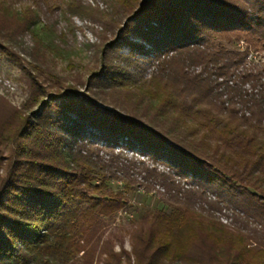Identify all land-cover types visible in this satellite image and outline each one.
Instances as JSON below:
<instances>
[{"label":"trees","instance_id":"obj_1","mask_svg":"<svg viewBox=\"0 0 264 264\" xmlns=\"http://www.w3.org/2000/svg\"><path fill=\"white\" fill-rule=\"evenodd\" d=\"M74 9L75 0H0V55L29 91L0 135L9 149L0 264H264V70L241 64L230 45L264 43V0H141L128 14L105 13L98 21L114 36L93 46L98 71L84 94L79 71L60 78L46 63L62 53L50 44L51 25ZM137 54L153 58L147 78L137 76ZM190 65L207 68V80ZM97 143L167 170L145 168L156 181L140 182L129 173L133 159L105 160ZM153 184L164 188L162 208L130 220V251L115 252L125 234L104 236V220L128 208L131 189L149 193ZM226 207L229 226L213 214Z\"/></svg>","mask_w":264,"mask_h":264},{"label":"rangeland","instance_id":"obj_2","mask_svg":"<svg viewBox=\"0 0 264 264\" xmlns=\"http://www.w3.org/2000/svg\"><path fill=\"white\" fill-rule=\"evenodd\" d=\"M141 0H75L76 9L72 10L70 14H65L59 16L56 19L55 25H51L54 30V34L51 38V46L55 50L62 52L59 55L51 54L47 57L48 62H46L49 67H53L54 71L57 72L60 78L74 75L76 72H80L82 75L81 84L76 86V89L84 94L87 92L88 84L87 77L91 71H98L97 69V58L96 55L94 59L90 60V55L92 54L93 46L99 45L104 41H109L114 35L103 33V25L98 20L102 15L107 12L116 11L118 8L124 6L126 8V14L133 12L139 5ZM107 20L104 18L102 21ZM55 21V20H54ZM53 26V27H52ZM105 36V37H104ZM29 38L24 37L22 42L26 44ZM132 42H140L137 39H131ZM29 44V43H28ZM239 52V57L241 64L245 66H250L251 68H260L261 71L264 70V43L257 42L256 44L247 43L243 40H239L233 44H230ZM39 47V44H37ZM70 50L69 53L63 54L65 49ZM150 47H147V50ZM119 52L125 54L127 52L126 48H120ZM149 52V51H148ZM89 56V57H88ZM150 56V55H149ZM145 56L137 54L135 59L139 60L140 69H138L137 76H142L144 78L149 77L150 73L155 71V63L152 59L149 61L144 60ZM143 59V60H142ZM189 72L197 74H202V78L207 80V68L201 65H190L187 67ZM213 79V77L211 78ZM25 79L22 72L14 64H12L4 56L0 55V135L2 131L6 132L4 127V121L9 118V125L13 127L15 125L14 112L15 110H20L22 105L26 102L29 96V91L25 85ZM93 82V81H92ZM91 84V83H90ZM95 84V83H93ZM94 86V85H91ZM220 88L215 87V92L220 94ZM87 95V94H85ZM225 98V96H223ZM11 117V118H10ZM4 139V137L0 138ZM82 142H97V140H91L90 138H81ZM97 147L101 150L99 151V156L105 160L109 159V154L112 152L116 156L119 162L126 163L125 158L133 159L134 164L130 166L129 173L131 177L140 179L141 177L148 178L149 181L155 183V179L148 175L145 170L147 168L149 171L161 172L167 170V165L165 161L159 159H153L150 156H142L136 151H128L124 149L121 145L109 149L102 147V143H97ZM8 146L2 143L0 146V176L4 175L3 165L7 163L8 159ZM182 180V179H180ZM109 187L113 190H121V183H110ZM163 187L160 185L153 184V189L146 193L142 188L135 187L126 193L128 200V208L126 210H121L116 213L113 217L104 220L103 232L104 236L109 232L122 231L125 234L123 243H114L113 250L115 252L121 249L130 251V244L126 231L129 227V222L135 219L140 214L147 210L161 209L162 206L158 201V193L163 192ZM216 200L214 193H207L206 201ZM203 201L201 207L208 208L207 202ZM229 209H232L230 207ZM227 209H222L221 211H215L213 214L218 220L229 226L231 222L232 211ZM234 212H238L234 210ZM82 252L79 254L81 255ZM97 262L95 259L94 263ZM97 264H104L103 261H98Z\"/></svg>","mask_w":264,"mask_h":264}]
</instances>
